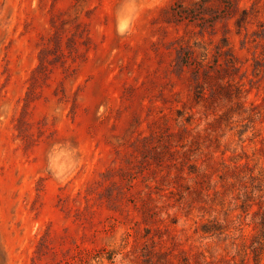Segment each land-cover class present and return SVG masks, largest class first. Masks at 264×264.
I'll return each mask as SVG.
<instances>
[{"label": "rangeland", "instance_id": "rangeland-1", "mask_svg": "<svg viewBox=\"0 0 264 264\" xmlns=\"http://www.w3.org/2000/svg\"><path fill=\"white\" fill-rule=\"evenodd\" d=\"M263 243L264 0H0V264Z\"/></svg>", "mask_w": 264, "mask_h": 264}, {"label": "trees", "instance_id": "trees-1", "mask_svg": "<svg viewBox=\"0 0 264 264\" xmlns=\"http://www.w3.org/2000/svg\"><path fill=\"white\" fill-rule=\"evenodd\" d=\"M253 260L255 264H259L264 259V243L261 247L253 248ZM189 264V262H188ZM209 264V263H207Z\"/></svg>", "mask_w": 264, "mask_h": 264}]
</instances>
